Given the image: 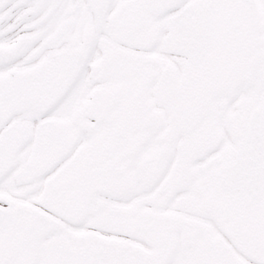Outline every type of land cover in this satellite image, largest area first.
Instances as JSON below:
<instances>
[{
	"label": "snow or ice",
	"instance_id": "6c2138e0",
	"mask_svg": "<svg viewBox=\"0 0 264 264\" xmlns=\"http://www.w3.org/2000/svg\"><path fill=\"white\" fill-rule=\"evenodd\" d=\"M0 264H264V0H0Z\"/></svg>",
	"mask_w": 264,
	"mask_h": 264
}]
</instances>
